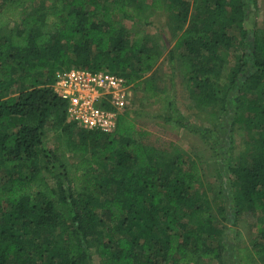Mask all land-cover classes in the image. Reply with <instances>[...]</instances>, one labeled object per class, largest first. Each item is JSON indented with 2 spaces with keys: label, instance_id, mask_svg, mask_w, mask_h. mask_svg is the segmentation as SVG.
<instances>
[{
  "label": "trees",
  "instance_id": "obj_1",
  "mask_svg": "<svg viewBox=\"0 0 264 264\" xmlns=\"http://www.w3.org/2000/svg\"><path fill=\"white\" fill-rule=\"evenodd\" d=\"M156 13L169 16L170 61L213 122L202 138L227 114L230 139L251 134L248 156L219 169L228 212L201 161L148 144L131 110L109 133L84 130L53 89L64 71L109 72L186 129L173 92L148 78L162 52L142 25ZM256 13V0H0V264L223 263L228 224L264 215V27L246 26ZM234 247L239 264L264 262V217L252 245Z\"/></svg>",
  "mask_w": 264,
  "mask_h": 264
},
{
  "label": "rangeland",
  "instance_id": "obj_2",
  "mask_svg": "<svg viewBox=\"0 0 264 264\" xmlns=\"http://www.w3.org/2000/svg\"><path fill=\"white\" fill-rule=\"evenodd\" d=\"M256 1L257 13L247 21L246 26L248 28L264 27V0ZM151 21V25L146 27L142 25V28L160 49L162 57L148 78L155 80L158 90H171L173 92L176 108L184 116L187 128H171L166 125L159 118L160 106L154 104L153 101L146 100L145 93L140 91H133V103L128 110L133 112L137 124L136 128L145 133V141L148 144L164 151H171L173 147H176L201 161L207 185L213 191H217V193L210 192L211 198L213 200L218 197L223 198L228 212L233 204L231 199L233 188L226 182L225 178L221 177L219 169L224 168L225 173L227 166H225L224 161H231L232 164L236 165L242 160V157L248 156V153L245 152L244 143L251 141V134L245 128L237 127L234 135L231 136L233 138L230 139L231 117L230 114H227L221 117V129H218L217 133H210L211 141L217 143L215 145L216 150L213 148V142H207L202 138V133L205 130L211 131L213 122L207 113H201L196 109L185 88V80L179 70V65L170 61V51L173 50L176 43V39L171 33V20L166 13H156ZM127 26L130 27L131 23H127ZM54 140L55 136L50 134L49 147H52ZM217 154L220 156L219 160ZM228 177L234 179L231 173ZM263 217L264 215L260 213H244L236 225L228 224V230L224 231V243L227 252L223 263L205 262L202 264H239L234 246L241 248L251 246L254 238L258 237V226ZM219 221L220 219L216 222L217 226L222 225ZM94 263H99L96 256H94ZM256 264H264V262L258 261Z\"/></svg>",
  "mask_w": 264,
  "mask_h": 264
},
{
  "label": "built area",
  "instance_id": "obj_3",
  "mask_svg": "<svg viewBox=\"0 0 264 264\" xmlns=\"http://www.w3.org/2000/svg\"><path fill=\"white\" fill-rule=\"evenodd\" d=\"M53 89L67 103L68 122L84 130L111 132L133 103L132 87L109 72L64 71L57 74Z\"/></svg>",
  "mask_w": 264,
  "mask_h": 264
}]
</instances>
